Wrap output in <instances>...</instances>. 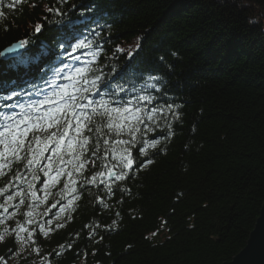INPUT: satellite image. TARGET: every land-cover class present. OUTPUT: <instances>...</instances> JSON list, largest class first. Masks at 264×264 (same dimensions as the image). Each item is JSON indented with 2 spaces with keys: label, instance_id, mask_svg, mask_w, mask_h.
I'll return each mask as SVG.
<instances>
[{
  "label": "trees",
  "instance_id": "trees-1",
  "mask_svg": "<svg viewBox=\"0 0 264 264\" xmlns=\"http://www.w3.org/2000/svg\"><path fill=\"white\" fill-rule=\"evenodd\" d=\"M11 3L0 0L4 13L0 51L20 39L30 44L23 49V63L15 69L11 67L15 57H0V96L9 89L22 93L7 102L16 105L15 113L0 99V118L20 113L21 105L31 112L28 106L46 96L76 97L67 103L57 98L40 109L41 115L49 112L65 123L45 119L41 129L28 133L26 145L31 142L34 152L47 148L33 166L39 178L32 181L26 159L11 170H18L23 179L0 176V189L22 193L13 201L19 205L12 209L17 213L9 221L13 227L30 210L41 224L52 220L45 226L49 235L41 233L35 245L48 259L32 254L28 264H85L83 258L73 259L72 251L60 247L69 243L87 255L86 264L231 261L244 248L264 203V0H67L59 5L65 17L46 11L57 6L56 0H27L9 8ZM36 23L42 26L38 33ZM82 40L90 46L73 52ZM118 46L123 54H114ZM129 52L135 55L129 58ZM95 75L105 77L108 86L101 85L100 94L95 89L82 91L91 88ZM149 83L160 91L148 88ZM118 84L126 92L114 96ZM138 95L153 96L154 105L163 112L153 113V105L137 101ZM121 98L141 107L144 123L140 128L150 129L143 131L144 139L161 141L157 149L148 148L154 163L133 172L126 181L110 180L106 168L116 164L114 171L120 170L118 160L125 147L115 141L128 137L115 136L105 126L106 120L93 117L96 123L89 127L101 131H84L98 155L88 154L91 158L84 172L91 176L102 171L104 176L87 189L77 187L79 200L68 176L49 185L45 196L41 181L46 177L40 169L52 164L71 171L78 163L73 154L80 152L74 146L70 153L65 137L59 153L62 159H57L53 152L57 138L49 139L51 133L67 128L75 136L74 104L105 99L116 107L115 101ZM166 102L179 106V121L169 114ZM150 115L153 120H148ZM169 124L173 135L165 140ZM78 177L75 173L73 178ZM102 180L128 192L108 196ZM28 182H33L38 200L27 194ZM64 183L69 189H64ZM60 192L63 200L54 195ZM21 198L35 206L19 204ZM4 199L0 197V204ZM53 204L57 207L52 208ZM66 205L70 210L62 211ZM10 245L0 244V257H8L0 259V264H21L15 253L9 255ZM53 252L62 255L53 256Z\"/></svg>",
  "mask_w": 264,
  "mask_h": 264
},
{
  "label": "snow or ice",
  "instance_id": "snow-or-ice-1",
  "mask_svg": "<svg viewBox=\"0 0 264 264\" xmlns=\"http://www.w3.org/2000/svg\"><path fill=\"white\" fill-rule=\"evenodd\" d=\"M27 0H13V3L8 4L9 8H15L16 5H20L22 3H26ZM67 0H56L55 7H48L46 11H48L51 15L58 17H65L67 15L66 12L60 9L59 5L66 4ZM35 7V5H33ZM4 13L0 12V16H3ZM41 24L36 23L35 32L41 31ZM5 30H7L5 28ZM30 44L29 40L20 39L17 44H14L12 47L8 48L7 51L9 53H15L17 49H24L26 45ZM89 43L86 41H80L76 43L73 47V52L77 49L87 48L89 47ZM124 50L119 46L116 47L114 54H123ZM5 53L0 51V57H4ZM23 53H17L15 59V63L11 65L13 69L16 68L17 64L23 63ZM129 58H132L135 53L129 52ZM39 57H37L38 59ZM78 72H82V69H78ZM150 80H156L157 77L150 76ZM14 83V82H13ZM84 83L87 85L89 81L87 79L84 80ZM91 88L85 87L82 89L84 92H91L93 89L96 90V94H100V86L103 85L107 87L106 78L101 75H95L94 79L90 82ZM148 88L154 89L156 92H159L160 89L155 86V84L149 83L147 84ZM9 92L11 94H9ZM119 93H125L126 90L122 85H117L116 90L113 92V95ZM22 93L15 91L14 89H9L4 93L3 96H0V99L5 101V106L10 108L13 113H15L16 105H9L7 102L11 101L14 97H19ZM59 98L62 102H73L76 97H66L65 93L54 94L52 97H45L43 100L34 101L28 107L32 109L31 112L25 111L24 106H20V113H16L15 115L9 114L0 118V176H5L11 174L15 181H19L23 179L22 175L18 170L12 172L11 170L14 167V164H20L24 159L27 160V164L25 165L27 170H32V181H35L39 177L37 176L36 170H33L34 165H38V160L40 155L47 150V148H38L35 152L32 149L31 142H28L26 145V138L30 131L34 129H41L43 126V120L47 119L49 123L55 121L56 123L63 124L65 122L61 121V117L59 116H51L49 112H45L43 115L40 113V109L42 106L49 104L50 101L56 100ZM137 101L147 103L149 105H153L151 111L153 113L157 111L163 112V109H158L154 105V97L151 95H138L136 97ZM116 100V107H113L111 102L105 99H100L99 101L92 100L87 105L74 104L73 112L74 115L71 117V120H75V136L69 135L68 129L64 128L62 132H54L48 137L51 139L52 137H56L55 148L53 149L54 155L57 156V159H62L59 156L61 152V144L63 143L65 137L68 140V148L70 153L74 146H78L80 149L79 154H73V159L78 161L73 167L71 171H65L62 167L53 168L52 164H49L46 169H40L44 172V177L46 179L41 182L44 184V188L41 191L45 192V196L49 194V185L55 186L58 183H61V176H68L71 181V185L76 187H72V192L76 200L80 199L79 195H76L77 187L80 189H87L90 185L94 184L97 180V177H103L104 172H97L94 175L88 176L85 174L84 169L86 163L90 160V156H97L98 153L95 151L94 146L89 143L88 135L85 133L84 129H87V132H97L99 133L101 129L96 127L93 129L89 127L90 124L96 123L93 117H100L102 120H106L105 126L114 131L115 136L122 137L127 135V139H118L115 142L117 144L124 145L123 155L119 158L118 164L120 166V170L114 171L116 168V164H113L111 167H107V176L110 180L115 181H126L131 179V174L136 171H140L148 168L149 165L154 163V155L149 153L148 148L157 149V146L161 144V141L155 139L153 137L151 140L144 139L143 131H150V129H145L142 131L140 125L144 123L143 116L141 115L142 109L137 106L133 100L129 99L126 101ZM167 109L169 110L170 115H174L177 121L180 120V113L176 111V108L179 106H175L171 103H167ZM76 109H79L76 111ZM67 115V112H65ZM20 117V118H18ZM153 116H148V120H153ZM70 123V121H66ZM23 125V127H21ZM168 132L164 136V139L167 140L169 137L173 135L172 125H168ZM140 133V135H138ZM79 137V140H77ZM33 139L39 140L40 137L33 135ZM103 143L105 145L109 144V140L104 139ZM25 155L22 156L21 154ZM95 163V161H92ZM5 169L9 170V173H5ZM50 171H54L55 175H50ZM78 173V178H73L74 174ZM79 179V184L77 180ZM105 184L106 194L108 196H114L117 191L121 194L128 192L127 188H121L119 186L114 187L112 184L101 181ZM70 185L68 183H64V189H69ZM28 195L32 196L34 200H38L39 198L36 196V191L34 190L33 182H28ZM54 195H59L61 200H63L64 193H55ZM3 203L0 204V244L10 245L9 255L15 253L16 259L21 262V264H28V261L31 258L32 254L37 256H41L45 261L48 259L47 257H43V254L39 247H36L38 236L43 233L45 237L49 235L48 232L45 231L46 225H51L52 220L48 219L41 224L38 221L34 220V213L30 210L23 213V217L25 219L23 222L15 221V226L13 227L9 221H12L14 217L17 216V213L12 211L13 208H18L19 205L14 203L16 197H22V193L19 191H10L9 188L0 189V197H5ZM13 202V203H10ZM103 203L101 199L99 201ZM72 201L69 199L68 204L71 205ZM19 204L26 205L29 209H32L35 205L26 204L25 199L21 198ZM57 205L53 204L52 208H56ZM105 208L108 207L107 204L104 205ZM70 209L67 205L62 208V211H69ZM47 215V213H44ZM59 218V214H56ZM119 215V213H117ZM67 218V217H65ZM116 221H113L115 224ZM6 225V226H5ZM59 227H63V224H60ZM38 229V231H35ZM152 235H156L153 233ZM60 247L66 248L68 251H72L73 259H81L83 258L85 264L87 261V255L85 253H81L76 251L73 248L71 243L67 245H61ZM53 256L62 255L60 252H53ZM94 255V253H93ZM2 260H7L8 257H0Z\"/></svg>",
  "mask_w": 264,
  "mask_h": 264
},
{
  "label": "water",
  "instance_id": "water-1",
  "mask_svg": "<svg viewBox=\"0 0 264 264\" xmlns=\"http://www.w3.org/2000/svg\"><path fill=\"white\" fill-rule=\"evenodd\" d=\"M13 45L3 50L5 53L4 57H1L3 60L14 58L17 53L23 52V49H17L15 53H9L7 49ZM223 264H264V203L244 248L231 261Z\"/></svg>",
  "mask_w": 264,
  "mask_h": 264
}]
</instances>
